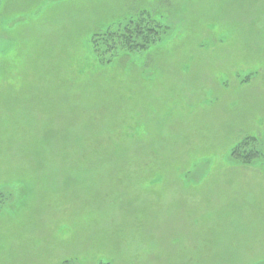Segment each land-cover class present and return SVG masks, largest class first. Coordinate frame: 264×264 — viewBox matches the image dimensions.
Segmentation results:
<instances>
[{
  "label": "rangeland",
  "instance_id": "obj_1",
  "mask_svg": "<svg viewBox=\"0 0 264 264\" xmlns=\"http://www.w3.org/2000/svg\"><path fill=\"white\" fill-rule=\"evenodd\" d=\"M0 264H264V0H0Z\"/></svg>",
  "mask_w": 264,
  "mask_h": 264
},
{
  "label": "trees",
  "instance_id": "obj_2",
  "mask_svg": "<svg viewBox=\"0 0 264 264\" xmlns=\"http://www.w3.org/2000/svg\"><path fill=\"white\" fill-rule=\"evenodd\" d=\"M159 26L149 21L144 17H139L137 20H134L124 28L119 29V31L114 33H109L106 35V41L110 43V48L115 50L121 49L123 51H142L149 48L153 45L159 38ZM111 39V41H109ZM100 37L94 38L95 48L97 52H100L99 43ZM245 143L240 144L236 149V152L233 151L234 160L238 163L249 165L253 163L255 159L260 157V153L256 151H250L247 154L242 151L245 150Z\"/></svg>",
  "mask_w": 264,
  "mask_h": 264
}]
</instances>
